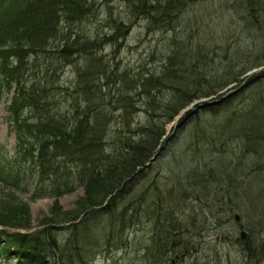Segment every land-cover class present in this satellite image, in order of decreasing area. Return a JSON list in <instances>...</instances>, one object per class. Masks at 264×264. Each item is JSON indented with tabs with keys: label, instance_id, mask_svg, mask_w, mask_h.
Segmentation results:
<instances>
[{
	"label": "trees",
	"instance_id": "16d2710c",
	"mask_svg": "<svg viewBox=\"0 0 264 264\" xmlns=\"http://www.w3.org/2000/svg\"><path fill=\"white\" fill-rule=\"evenodd\" d=\"M96 1L0 0V96L4 91L14 93L9 107V123L16 137L14 160L32 168L40 183L49 181L50 194L56 198L50 218L45 220L51 226L39 232L35 242L25 234L12 236L0 231V239L10 238L9 256L17 258L19 264H87L71 250L70 255H62L49 232L56 225L71 223L78 252L82 238L89 235L81 227L98 214L94 209L109 215L112 239H120L139 218V174L162 157L170 139L167 125L197 100L211 98L180 120L195 118L191 158L184 164L186 170L180 167L181 172L172 173L167 191L158 193L152 212L157 223L167 224L173 232L183 229L173 212L163 209L162 196L171 200L187 196V183L193 190L224 199L231 174H227L225 158L223 163L216 154L229 152L237 139L246 140L248 159L254 164L251 173L258 175L257 182V173L264 171V70L251 76L240 92L229 93L217 102L229 85L264 67V0H122L127 4L128 21L114 20L113 33L93 37L84 29L97 13ZM200 2L236 15L238 39L244 31L248 33L250 55H244L247 64L239 71L235 72L234 66L240 67L242 55L233 57L228 47L224 54L223 49L218 51L222 47H218L217 39H211L214 36L207 33V25L194 28L191 21L183 23L191 4ZM142 18L149 21L147 33L166 34L163 49L159 52L154 48L137 73L118 64L112 69L101 51L113 46L119 53L125 37ZM245 50L239 48L236 53L245 54ZM32 57L36 59L31 61ZM79 58L84 63L77 65L74 86L65 87L71 103L69 110L63 111L55 77ZM220 58L231 61L222 68ZM150 64L156 67H148ZM43 65L47 73L37 77L41 71L36 67ZM141 110L147 114V121L132 127ZM117 111L121 112L117 124L122 128L113 131ZM76 186L83 187L85 194L75 210L64 212L58 199ZM196 197L200 200L199 193ZM121 202L124 205L119 209ZM19 209L0 204V226L30 227L29 208ZM163 214L166 218L161 220ZM170 243L168 248L162 246L167 252L175 248L176 241ZM30 245L32 251L27 247Z\"/></svg>",
	"mask_w": 264,
	"mask_h": 264
},
{
	"label": "rangeland",
	"instance_id": "374dc122",
	"mask_svg": "<svg viewBox=\"0 0 264 264\" xmlns=\"http://www.w3.org/2000/svg\"><path fill=\"white\" fill-rule=\"evenodd\" d=\"M96 2L97 13L85 23L84 29L88 30L93 37L97 33L112 32L111 29L117 24L114 20L128 21V9L124 1L110 0L105 3V0H97ZM196 6L192 5L187 15L182 17L183 23L191 21L194 28L207 25V33H212L214 36L211 39H217L218 47H222L218 48V51L223 49L222 54H224L228 47V53L233 57L235 55L243 56L242 63L239 62L240 67L234 66L235 72L239 71L247 64L245 62L247 56L244 55H250L248 53L250 43L248 33L244 31L241 38L238 39L235 28L238 27L239 21L236 15L232 16L227 10L221 9V7H208L206 2L201 3L199 8ZM148 23L149 21L144 18L138 21L125 37L123 49L119 53H115L113 46H106L101 51L105 61L112 65V69L118 64L121 69L129 66L137 73L138 68L149 61V56L154 48L159 49V52L163 49L162 39H165L166 34L162 32L147 33ZM169 35L171 34L169 33ZM239 48L246 49L245 54H237L236 51ZM35 59L32 57L31 61ZM220 60L222 68L231 61L225 62L221 58ZM83 63L84 59L79 58L75 64L63 67L59 75L55 77L60 92L58 100L63 111H68L71 103V98H66L65 87L72 88L74 86L77 65ZM155 64L158 65L159 62ZM148 67L155 68L156 66L150 64ZM36 68L41 71L37 77L47 73L44 65ZM254 70L261 72L264 67L247 72L240 78L238 84L232 83L221 91L220 95L240 92L238 89L242 86L244 88L248 84L249 78L259 73ZM11 99L12 94H3L0 100V204L1 206L4 203L9 204L10 209L14 211H20L19 208L27 206L30 210L31 226L26 228L5 226L0 227V231L12 236L17 233L31 236L30 241L33 243L39 232L51 226L50 224L46 225L45 220L50 218V211L56 198L50 194L52 184L49 181H45V184L40 183L32 168L24 166L22 163H16L14 160L17 154L15 150L16 137L8 123L10 117L8 107L11 104ZM210 99H201L196 102L202 104ZM197 104L193 105L192 103L187 108L191 110L190 112H195L198 110ZM120 115V111L115 113L117 119L112 122L111 129L113 131L122 128V125L117 124ZM189 118L186 117L181 122L178 118L167 125V137L170 139L166 150L152 168L143 169L139 174L136 190V194L139 195L137 205L139 218L124 232L123 236L120 239H112L109 215H105L103 209H94L93 211H98V214L92 216L93 218L86 226L81 227L82 230L86 228L89 235L84 236L83 234L85 239L83 237L79 243L81 249H78V252L74 249L77 248L75 245L77 242L72 235L71 223L56 225L51 229L49 233L57 242L62 255H70L71 250L77 255V259L82 258L87 264H264V195L262 196L264 171L257 173L259 174L257 182L256 176L258 175L251 173L254 164L253 161L249 162L247 144H244L246 140L237 139L233 142L234 145L232 144L229 152L216 154L223 163L225 158L226 165H224L228 168L227 174L236 176L230 175L231 182L226 184L224 199L219 201L218 198H212V194L201 192L198 189L193 190L187 183L188 187L186 190L184 189L187 196H180L174 200L162 196L163 209L168 210L169 214L173 212L179 227L183 228L182 230L170 231L167 224L157 223V219L152 217L159 196L170 187L168 179L171 178L173 172H181L180 167L186 170L187 167L184 164L191 158L189 155L192 150L190 145L194 143L191 136L196 126L192 123L195 118L193 117L191 120ZM146 121L147 114L141 110L135 115L134 124L131 126L136 127L137 124L141 125ZM187 127L188 129L185 131ZM230 164L232 165L228 167ZM17 176L20 178L18 181ZM41 185H43L41 189L44 192L40 190L38 193V187ZM210 186H213V182H210ZM198 193L200 200L196 197ZM84 194V188L76 186L73 192L60 197L58 201L62 210L64 212L75 210L77 202ZM123 205V202L119 203V209ZM165 215H162L161 220L166 218ZM235 216H239L240 221L236 222ZM243 231L247 233L244 240L241 239ZM172 240L176 241L175 248H170V251L167 252L166 248L172 244L170 243ZM0 245V264H17L18 261L9 256L12 246L10 238L2 237ZM67 245L69 247L64 249ZM27 247L30 248V251L34 248L32 245ZM49 262L48 264L53 263Z\"/></svg>",
	"mask_w": 264,
	"mask_h": 264
},
{
	"label": "water",
	"instance_id": "95a60500",
	"mask_svg": "<svg viewBox=\"0 0 264 264\" xmlns=\"http://www.w3.org/2000/svg\"><path fill=\"white\" fill-rule=\"evenodd\" d=\"M243 88V86L242 87H240L238 90H241ZM197 103H199V102H195V103H193V105H195V104H197ZM190 109H185L182 113H181V115H183L185 112H187V111H189ZM181 115L179 116V117H181ZM235 219H236V221H240V218H239V216H235ZM246 237H247V233L245 232V231H243L242 233H241V239L242 240H244V239H246Z\"/></svg>",
	"mask_w": 264,
	"mask_h": 264
},
{
	"label": "bare ground",
	"instance_id": "6f19581e",
	"mask_svg": "<svg viewBox=\"0 0 264 264\" xmlns=\"http://www.w3.org/2000/svg\"><path fill=\"white\" fill-rule=\"evenodd\" d=\"M192 5H193V7L197 5L196 7L199 8L201 6V2L200 3L191 4V7H192ZM197 8H195V9L198 10Z\"/></svg>",
	"mask_w": 264,
	"mask_h": 264
}]
</instances>
